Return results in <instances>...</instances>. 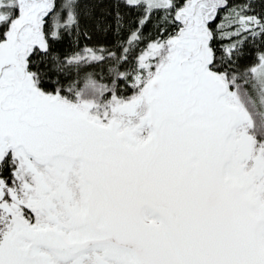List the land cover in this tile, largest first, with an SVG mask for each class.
<instances>
[{"label":"snow or ice","instance_id":"1","mask_svg":"<svg viewBox=\"0 0 264 264\" xmlns=\"http://www.w3.org/2000/svg\"><path fill=\"white\" fill-rule=\"evenodd\" d=\"M0 264H264V0H0Z\"/></svg>","mask_w":264,"mask_h":264}]
</instances>
